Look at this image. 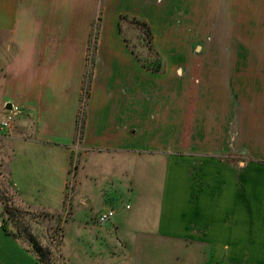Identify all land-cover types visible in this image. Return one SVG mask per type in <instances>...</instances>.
<instances>
[{
    "label": "rangeland",
    "instance_id": "rangeland-1",
    "mask_svg": "<svg viewBox=\"0 0 264 264\" xmlns=\"http://www.w3.org/2000/svg\"><path fill=\"white\" fill-rule=\"evenodd\" d=\"M102 15L99 10L91 34L78 140ZM146 19L159 59L141 27L130 19L119 25L120 36L145 71H137L138 109L146 90L179 86L186 115L191 111L196 119L195 125L190 122L195 134L190 138H197L186 141V165L215 162L236 171L264 165V157L256 156L262 124L257 119L262 104L256 76L264 66V0H152ZM3 65L0 61V87L7 71ZM159 65L161 72L151 70ZM13 107H0V264H208L203 243L196 246L160 234L165 158L115 152L84 158L81 150L75 151L65 160L68 174L60 197L57 168L64 152L51 150L56 157L48 159L30 145L28 157L37 164L26 163L20 138L32 136L36 124L23 109ZM8 118L10 124L4 126ZM206 137L210 143L197 142ZM198 143L209 151L198 152ZM75 145L79 148L80 142ZM38 167L49 172L43 176L45 184ZM216 256L221 263L224 255Z\"/></svg>",
    "mask_w": 264,
    "mask_h": 264
},
{
    "label": "crops",
    "instance_id": "crops-1",
    "mask_svg": "<svg viewBox=\"0 0 264 264\" xmlns=\"http://www.w3.org/2000/svg\"><path fill=\"white\" fill-rule=\"evenodd\" d=\"M151 2L0 0V61L7 70L1 81L0 107H20L34 120L35 133L20 138L27 157L30 145L48 159L56 157L51 150L64 152L57 168L60 197L68 174L65 160L75 151L81 150L84 158L110 152L159 154L166 159L160 234L196 246L203 243L200 247L209 255L208 264H218V254L224 255L219 264H264V165L240 171L222 163L202 165L198 160L196 165H186V141L197 138H190L195 136L190 122L195 125L196 119L191 111L186 115L179 86L146 90L138 109L136 77L138 68H143L120 36L119 25L121 16L147 22ZM99 10L103 15L94 79L78 140L91 34ZM256 77L262 104L257 108L262 124L256 156L264 157V66ZM158 97L164 102H155ZM26 125L24 121L22 128ZM196 148L203 154L210 149L199 143ZM30 161L32 166L37 164L29 157L25 162ZM37 172L45 184L48 180L43 176L49 172L41 167Z\"/></svg>",
    "mask_w": 264,
    "mask_h": 264
},
{
    "label": "trees",
    "instance_id": "trees-1",
    "mask_svg": "<svg viewBox=\"0 0 264 264\" xmlns=\"http://www.w3.org/2000/svg\"><path fill=\"white\" fill-rule=\"evenodd\" d=\"M121 19L122 20L130 19L131 21H133L134 23H136L139 27H141L143 29V31H144V33L146 35V38H147L148 43L150 44L152 50L155 52V56L157 57V59H159V54L156 52L155 47L153 45L152 31H151V28L149 27V25L147 24V22L142 21V20L137 19V18H130V17H127V16H122ZM151 70L153 72L159 73V72L162 71V68L159 65L157 68H154V69H151Z\"/></svg>",
    "mask_w": 264,
    "mask_h": 264
},
{
    "label": "built area",
    "instance_id": "built-area-1",
    "mask_svg": "<svg viewBox=\"0 0 264 264\" xmlns=\"http://www.w3.org/2000/svg\"><path fill=\"white\" fill-rule=\"evenodd\" d=\"M13 109H15V111L19 110V108H17V107H13L12 110ZM10 121H11V118H8V122H6L4 126H9ZM111 217H112V214H109L108 216H104L102 220L107 221Z\"/></svg>",
    "mask_w": 264,
    "mask_h": 264
},
{
    "label": "water",
    "instance_id": "water-1",
    "mask_svg": "<svg viewBox=\"0 0 264 264\" xmlns=\"http://www.w3.org/2000/svg\"><path fill=\"white\" fill-rule=\"evenodd\" d=\"M7 109H9V110H10V109H11V106L9 105Z\"/></svg>",
    "mask_w": 264,
    "mask_h": 264
}]
</instances>
